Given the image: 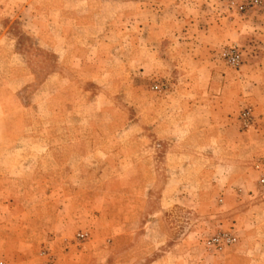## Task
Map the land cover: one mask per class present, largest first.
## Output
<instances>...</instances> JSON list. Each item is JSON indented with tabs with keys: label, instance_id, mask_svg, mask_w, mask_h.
<instances>
[{
	"label": "rangeland",
	"instance_id": "obj_1",
	"mask_svg": "<svg viewBox=\"0 0 264 264\" xmlns=\"http://www.w3.org/2000/svg\"><path fill=\"white\" fill-rule=\"evenodd\" d=\"M242 1L0 0V25L18 38V48L25 54L30 78L19 99L25 108L24 122L33 121L41 137L36 149L44 155L41 165L49 158L56 168L66 166L68 160L59 158L69 148L64 138L83 136L76 151L105 153L98 162L104 186L98 187L97 200L111 215L114 207L107 205L117 196L127 198L131 186L132 196L153 201L146 209L138 208L141 223L157 210L165 179L176 181L177 186L168 187V195L176 194L181 203L165 212V233L169 246L192 248L194 254L173 255L174 262L182 257L183 264H191L198 257L201 264H218L222 261L218 255L227 252V264H264V140L258 135L261 114L255 112L256 107H264V4L241 10ZM37 20L55 28L57 53L46 42L47 31L37 28ZM231 48L241 54L238 65L228 61ZM68 51L85 55L86 63L77 60V66L65 69L61 56ZM49 75L54 78L47 81ZM227 81L248 100L234 113L241 126L224 135L226 142L227 136L232 141L235 135V148L227 144L225 154L208 148L221 172L199 180L186 158L170 160L173 168L160 169V161L166 162L161 124L174 132L181 152L190 149L189 140L203 141L205 136L195 131L199 116L188 117L183 105L198 98L189 92L193 87H215L220 92L215 103L227 102ZM178 88L188 91L178 95ZM246 110L252 115L249 125L242 119ZM54 150L58 157L47 158L46 153ZM230 151L238 154L237 160L229 157ZM149 157L154 173L145 168ZM91 161L83 164L95 170ZM80 162L74 159V164ZM115 162L118 169L113 172L109 164ZM174 163L187 167L178 170ZM227 177L232 178L229 191ZM219 232L233 233L236 242L221 251L211 250L207 241ZM79 233L86 238L79 239ZM79 233L80 241L89 240L88 231ZM101 242L110 247L109 238ZM206 253L217 257L208 261ZM107 257L108 253L102 264H110Z\"/></svg>",
	"mask_w": 264,
	"mask_h": 264
},
{
	"label": "crops",
	"instance_id": "obj_2",
	"mask_svg": "<svg viewBox=\"0 0 264 264\" xmlns=\"http://www.w3.org/2000/svg\"><path fill=\"white\" fill-rule=\"evenodd\" d=\"M47 11H50V7ZM35 24L40 32L47 31L49 39L46 42L57 53L59 43L52 34L55 28L50 26V22L41 23L37 20ZM24 57L25 54L18 48V38L10 35L4 25H0V264H102L106 253L107 259L111 257L110 264H183L182 257H176L175 262L170 257L194 254L193 249L169 246L165 233V212L169 206L181 203L176 194L168 195V187L177 186L174 184L176 181H163L155 205L157 210L153 215L144 216L141 223V218L137 216L138 208L143 206L146 209L145 206L150 207L153 201L139 200L132 196L131 186H128L127 198L117 196L107 205L114 207L111 215L103 209L104 204L97 200L96 195L98 187L104 186V179L99 176L103 169L98 162L105 153L103 150L76 151L77 145L85 139L83 136H65L64 142L69 144V148L59 158L68 160L66 166L56 168L49 161L48 157H58L55 150L46 153L48 162L41 165V156L44 155L36 150L40 146L41 137L33 121L31 124L24 122L25 108L19 99L20 91L30 78L25 72ZM77 60L86 63L85 55H72L68 51L61 56V62L68 70L78 65ZM60 76L63 74L60 73ZM51 78L54 76L49 75L47 81ZM183 91L188 90L178 88L175 93L179 95ZM189 92L198 98L191 104H184V111L188 117L191 114L199 116L201 122L196 125L198 129L195 131H201L205 139L189 140L190 149L181 152L172 136L174 132L167 124H161L160 145L166 147L162 158L166 162L160 161V169L173 168L172 161L186 158L190 162L187 163L188 168L199 176L198 179L200 176L214 177L221 172V165H214V155L210 152L221 150L225 154L228 151L227 144L231 150L235 148V135H232V141L227 136V142L224 135L241 126L234 113L238 111L240 103L248 100L245 97L247 94L235 93L228 81L227 102L220 104L215 103L220 93L215 87H193ZM166 107L170 111L169 106ZM255 112L261 114L257 126L259 138L263 141L264 107H256ZM179 125L180 122H177ZM28 126L31 130H28ZM117 140L120 144L118 137ZM216 143L219 146L217 148L213 145ZM229 153L230 158L237 160L239 157L234 151ZM106 154H109L108 159L111 153ZM116 155L120 156L117 152ZM75 158L82 164H74ZM87 159H93L91 162L97 166L95 170L83 164ZM151 162L153 158H147L145 168L149 173H154L156 169L150 165ZM174 164L178 170L186 166V163ZM109 166L113 172L118 169L117 162ZM131 167L135 168L136 165L132 163ZM231 180L227 177V191L231 188ZM114 187L120 191L119 186ZM81 231L90 233L88 241L83 242L77 238ZM106 238L111 240L110 247L101 242ZM204 256L208 261L217 257L210 253ZM218 257L222 260L218 264H227V252ZM199 261L197 257L191 264H201Z\"/></svg>",
	"mask_w": 264,
	"mask_h": 264
},
{
	"label": "built area",
	"instance_id": "obj_3",
	"mask_svg": "<svg viewBox=\"0 0 264 264\" xmlns=\"http://www.w3.org/2000/svg\"><path fill=\"white\" fill-rule=\"evenodd\" d=\"M264 4V0H243L240 3V9L241 10H247L248 8L258 7L262 6ZM227 57L229 63L233 65H238L240 63L241 54L238 49L231 48L227 52ZM242 119L245 122V125H249L252 122V115L250 110H246L242 113ZM264 181V180H262ZM87 234L85 233H79L78 238L79 239H85ZM237 238L236 236L231 232H219L216 235L212 236L208 239L207 245L211 250L214 251H221L223 250L227 245L232 244L236 242Z\"/></svg>",
	"mask_w": 264,
	"mask_h": 264
}]
</instances>
